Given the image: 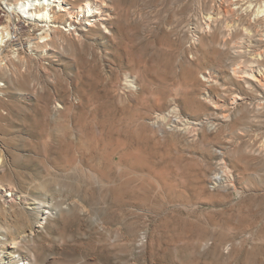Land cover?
I'll return each instance as SVG.
<instances>
[{"label": "rangeland", "instance_id": "obj_1", "mask_svg": "<svg viewBox=\"0 0 264 264\" xmlns=\"http://www.w3.org/2000/svg\"><path fill=\"white\" fill-rule=\"evenodd\" d=\"M106 2L11 14L0 185L37 204L0 194V264H264V0Z\"/></svg>", "mask_w": 264, "mask_h": 264}, {"label": "bare ground", "instance_id": "obj_2", "mask_svg": "<svg viewBox=\"0 0 264 264\" xmlns=\"http://www.w3.org/2000/svg\"><path fill=\"white\" fill-rule=\"evenodd\" d=\"M9 1H12V0H9ZM9 3L10 4L6 3L8 5V13L3 11V14H1L2 12L0 11V72L7 65L5 62L6 54H7L5 51L6 50L5 46L8 43V36H11V34L15 31L13 29L14 27L12 26L13 24L11 22V17H12L11 14L13 12L21 13L22 15L26 16L28 20L33 21L34 24L42 23V25L47 26L49 29H52V27L56 28V27L61 26L66 31L67 30H78V28H80L84 22H88V25L90 28L91 27L95 28L96 24L101 25L102 26L101 28H104V27H107L108 19L110 20L109 16H110L111 7L108 6L106 0H15L12 3L11 2ZM65 23H68V25L67 24L64 25ZM83 27L81 30L85 29ZM93 32L95 31L93 30ZM52 39H53L52 36L50 37L47 36L45 40L43 41L41 40L43 44L40 46H43L45 48L48 47ZM41 41L39 43H41ZM39 50L41 51V49ZM35 51L37 52L36 49ZM246 71L248 72V70ZM250 78L254 79L259 84L264 85V82H263L264 77L260 78L252 73ZM0 90H2L1 87H0ZM0 116H1V113H0ZM3 154L4 153L2 152V150H0V173L3 170H5L6 160ZM14 188H13V185H10V186L0 185V194L1 195L6 194L5 196H9L10 201H13V202L20 201L23 204H27L28 208L30 209L36 208L37 202L35 200L30 198L27 193H20L16 191ZM43 216L45 219L46 215L44 214ZM13 243L14 244H12L13 245L12 247L14 249L19 248V245H20L19 242L14 241ZM27 262L30 263L29 261H25L24 258L23 259L21 258L19 263L28 264Z\"/></svg>", "mask_w": 264, "mask_h": 264}, {"label": "built area", "instance_id": "obj_3", "mask_svg": "<svg viewBox=\"0 0 264 264\" xmlns=\"http://www.w3.org/2000/svg\"><path fill=\"white\" fill-rule=\"evenodd\" d=\"M230 181L231 177L226 168V164L224 163V161H219L217 163V170L212 175L209 181L210 188L215 189L216 187H226L229 185Z\"/></svg>", "mask_w": 264, "mask_h": 264}]
</instances>
